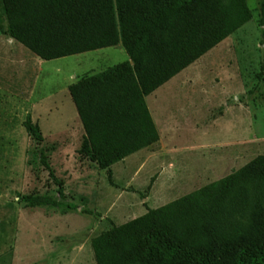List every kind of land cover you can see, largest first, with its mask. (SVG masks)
I'll return each mask as SVG.
<instances>
[{
    "label": "trees",
    "instance_id": "16d2710c",
    "mask_svg": "<svg viewBox=\"0 0 264 264\" xmlns=\"http://www.w3.org/2000/svg\"><path fill=\"white\" fill-rule=\"evenodd\" d=\"M0 33L43 60L120 44L127 59L70 83L84 137L77 149L100 169L155 143L145 96L251 19L246 0H1ZM264 25V2L260 3ZM22 125L43 135L26 114ZM59 199L24 194L28 206L74 209L45 159ZM19 196V195H18ZM83 212H90L83 209ZM96 264H264V153L199 188L101 231Z\"/></svg>",
    "mask_w": 264,
    "mask_h": 264
},
{
    "label": "rangeland",
    "instance_id": "374dc122",
    "mask_svg": "<svg viewBox=\"0 0 264 264\" xmlns=\"http://www.w3.org/2000/svg\"><path fill=\"white\" fill-rule=\"evenodd\" d=\"M246 2L248 22L156 91L157 99L177 97L170 110L178 117L185 113L186 125L174 123L169 131L160 123L157 145L113 163L109 177L106 169L77 153L84 131L67 86L126 60L122 46L43 60L0 33V264H96L90 245L95 235L238 168L237 163L214 161L215 151L199 153L191 131V122L207 114L211 86L234 88L232 98L248 106L251 127L264 141V25L259 13L264 0ZM0 23L7 25L1 0ZM27 113L40 127L41 143L22 125ZM217 120L206 137L211 148L231 128L226 116ZM41 148L63 183V201L76 208L32 207L19 199L24 194L59 199L57 185L41 164ZM254 149L250 158L264 153V142Z\"/></svg>",
    "mask_w": 264,
    "mask_h": 264
},
{
    "label": "crops",
    "instance_id": "0c3cea01",
    "mask_svg": "<svg viewBox=\"0 0 264 264\" xmlns=\"http://www.w3.org/2000/svg\"><path fill=\"white\" fill-rule=\"evenodd\" d=\"M10 39L14 41V39ZM157 90L158 88L146 95L145 101L147 99L146 104L152 120L156 126L159 138L152 145L140 149L141 151L155 147L160 141V123H163V125H165L166 128L170 131L169 128L172 127L174 123H177L179 127H181V124L185 126V123L187 122L185 113H181L178 117L175 114V112L177 111L173 112L170 110V103L176 102L177 97L172 98L171 100L157 99ZM207 90L210 93L209 100L206 102L207 114H205V112L201 113L202 116L200 118V121L191 122L192 125L190 126L191 131L195 134V139H197V143L200 148L198 152L202 153L204 151L203 149L207 150V152L215 151L214 157L216 158V160L214 161L218 162L219 164L237 163L239 165V168L251 159V149L260 148L261 143H263L264 141L263 139H261L258 130L252 129L251 127V122L249 119L250 110L247 109L248 106H246L239 100H235V97L234 99L232 98V95L235 92L234 88L230 86V88L220 87V89H217L211 86ZM180 106L181 105L179 104L178 107ZM215 108H217L218 110H215ZM220 116H226L227 122L229 121V125L231 126V128L229 129V133L225 134L224 137H219L213 140L211 144L212 146H214V148H211L209 145L210 143H208L207 141L208 138L206 139V137L210 133L213 125L219 124L220 121L217 120V118L219 119ZM202 139L206 140L202 141Z\"/></svg>",
    "mask_w": 264,
    "mask_h": 264
}]
</instances>
